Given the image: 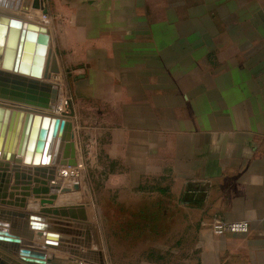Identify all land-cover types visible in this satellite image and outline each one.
<instances>
[{"label":"crops","instance_id":"obj_1","mask_svg":"<svg viewBox=\"0 0 264 264\" xmlns=\"http://www.w3.org/2000/svg\"><path fill=\"white\" fill-rule=\"evenodd\" d=\"M52 1L65 22L51 37L74 66L61 116L73 122L79 164L58 165L57 178L80 184L108 253L264 264V0ZM29 191L25 208H0L26 213L13 224L33 232L30 216L51 206ZM111 207L127 219L109 217ZM214 219L249 230L217 234ZM92 247L77 250L88 259L55 253V264H97L103 251Z\"/></svg>","mask_w":264,"mask_h":264},{"label":"water","instance_id":"obj_2","mask_svg":"<svg viewBox=\"0 0 264 264\" xmlns=\"http://www.w3.org/2000/svg\"><path fill=\"white\" fill-rule=\"evenodd\" d=\"M15 1L0 0V6L11 8ZM22 1L27 9L32 3V0H17L16 8ZM40 1L34 0L33 6L40 7ZM42 9L46 11L44 3ZM50 41L51 32L46 26L0 14V156L6 160L0 164V204L25 208L32 190L35 202L39 199L42 206H51L30 216L31 221L27 223L30 230L41 229L38 236L45 237L44 245L34 243V235L25 226L24 229L13 226L12 231L18 237L14 239L3 237L1 234L6 231L0 230V244H14L16 255L26 256L23 260L28 264H46L28 257L45 258L47 248L63 245L74 248L75 255L88 259L87 254L76 250L83 246L91 249L92 234L101 248L97 225L88 220L87 205L79 203L82 200L80 184L64 187L57 178L58 165L75 167L78 160L73 122L47 111L59 95V84L52 82L53 75L61 73L57 54L48 48ZM42 76L46 81L41 80ZM49 163L52 166L45 167ZM12 173L13 191L7 193ZM33 183L36 186L31 189L29 185ZM52 189L74 192L64 196L51 193ZM42 213L51 217H42ZM13 215L27 217L26 213L17 211ZM20 244L24 248L19 249ZM53 258L54 255L49 258V264H55ZM1 260L8 264L10 259L3 256Z\"/></svg>","mask_w":264,"mask_h":264},{"label":"rangeland","instance_id":"obj_3","mask_svg":"<svg viewBox=\"0 0 264 264\" xmlns=\"http://www.w3.org/2000/svg\"><path fill=\"white\" fill-rule=\"evenodd\" d=\"M44 2V9L46 11H43L42 9L39 11H21V14L18 13V15L20 14L22 17L27 18L29 20L33 19V21H39V22H43L44 24H46L50 31L52 33H57L58 30H62L61 28L63 27L64 24V17L61 16V14H59V12H61L59 10V6L56 4L55 1L52 0H43ZM39 9V8H38ZM37 19V20H36ZM59 40L56 38H52L51 40V49L54 53L57 54V57L59 59V64L61 67V73L58 75H53L52 78V82H55L57 84H59V87H61V89L63 88L66 90L67 86H66V82L68 80V76L69 73L72 72V68H74V66H70L68 65L65 60L64 57L61 53L60 47H59ZM70 66V67H68ZM67 91V90H66ZM67 97L69 98V104L67 107H70L71 104V96L69 93H67ZM67 109V108H66ZM65 110L60 111L58 115H62L63 113H65ZM89 193H86V196L89 197ZM85 196V199L87 198ZM89 198H87L88 200ZM90 200V199H89ZM95 204H96V199H93ZM112 208V207H111ZM106 214L109 215V217L111 218H116V219H127L128 216H126V214H124V212H122V209H118V208H112V210L108 211ZM129 219H133V218H129ZM98 226V225H97ZM120 226H122L120 223H114V224H110L109 227L112 229H114L113 231H120ZM138 225H134L135 230H138L139 226ZM164 227H168L169 225L164 223L163 224ZM177 230V231H183L185 229V223L177 221L173 224V230ZM132 233V232H130ZM116 241V240H115ZM137 243H139L136 240ZM100 244H101V250L103 251V264H143L145 261V264H150L151 262H149L148 260L144 259L145 257L143 255H141L140 253V248L136 247L135 249H133L134 253L127 255L124 254L122 255L120 252H118L117 250H115L113 256L111 254L108 253V249L106 246L105 241H103L102 239H100ZM92 246H95L96 249L98 248L97 242H96V238L91 239V248H93ZM84 247V246H83ZM143 251V250H141ZM186 254H175L172 253L170 255H166V256H162L161 257V261H159V264H181L184 263L182 260L185 257ZM90 264V263H89ZM97 264H101V262L97 263Z\"/></svg>","mask_w":264,"mask_h":264},{"label":"bare ground","instance_id":"obj_4","mask_svg":"<svg viewBox=\"0 0 264 264\" xmlns=\"http://www.w3.org/2000/svg\"><path fill=\"white\" fill-rule=\"evenodd\" d=\"M16 2H17V0L14 2V4L12 5V7L10 8V7H3V6H0V14H3V15H7V16H9L10 18H18V19H22V20H25V21H31V22H35V23H37V24H41V25H43V26H46L47 28H49L46 24H44L43 22H39V21H33V19H31V20H29V19H27V18H24V17H22L20 14H21V11H30V10H32V11H39V10H41L42 8H43V0H41L40 1V3L42 2V4H40V7H34L33 6V3H34V0H32V3H31V5L29 6V8L27 9V8H24L23 7V1L21 2V5H19V7L18 8H16ZM39 8V9H38ZM43 10V9H42ZM18 13H20L19 15H18ZM37 20V19H36ZM50 31V30H49ZM52 38V37H51ZM52 40V39H51ZM49 50L51 51V52H53L52 51V49H51V41H50V44H49ZM47 57H48V53H47ZM41 80H43V81H46L44 78H43V76L41 77ZM62 91H61V89L59 88V92L58 93H61ZM64 101H65V96H64V99L61 101V99H60V96L58 95V98H57V100H56V102L52 105V108H50L49 110H47L50 114H52V115H58L59 114V112H60V109L63 107V104H64ZM1 163H6V160H4L1 156H0V164ZM42 165V164H41ZM40 165V166H41ZM79 165V164H78ZM78 165L77 166H75V167H78ZM75 167H71V168H73V169H75ZM74 172V170H71V174L70 175H74L75 176V174H72ZM9 173V172H8ZM65 173V174H64ZM69 172L68 171H62L61 172V176H62V178H66L67 179V177H69V174H68ZM78 176V174L76 175V177ZM61 178V177H60ZM70 178V177H69ZM14 174L12 173L11 174V178H10V183L8 184V191H7V193H11L13 190H11V188H12V186L14 185ZM78 182V181H77ZM36 200V199H35ZM39 200H37V202H38ZM35 202V201H34ZM80 203V202H79ZM1 206H4V208L7 206V208L9 207V205H3V204H0ZM3 209V208H0V216H1V218H2V220H4V221H6L7 222V224H8V227H5L4 226V224L5 223H1L0 224V230L1 231H3V230H5L6 232H4L3 234H1V235H3V237H6V238H18L15 234H14V232L12 231L13 230V226L15 225V224H13L14 222H13V220H15V216L13 215V211L12 210H10V209ZM35 223H37V222H35ZM38 223H40V222H38ZM12 227V228H11ZM37 228V227H36ZM33 229V230H31V231H33L32 232V234L34 235L33 237H35V236H38V234H39V232H41V229ZM35 232H37L36 233V235H35ZM72 237V236H71ZM74 237H76V236H74ZM80 238V237H79ZM35 239L33 238V240L32 241H34ZM45 240V239H44ZM34 243H37V244H39V245H41L40 243H38V242H34ZM45 244V243H44ZM43 244V245H44ZM22 248H24V245L23 244H20V246H19V249H22ZM74 249V248H73ZM73 249H71L70 247H68V245L67 246H56V247H49V248H47L46 249V257L45 258H42V259H39V258H36V257H28V258H30V259H32L33 261H35V262H38L37 260H40V261H45V263L46 264H49L48 263V261H49V258L51 257V256H53V254H55V253H60V254H64V253H72L73 254V252L75 253V250H73ZM77 250H79V249H77ZM76 250V251H77ZM89 250H91V249H89ZM89 250H88V252H89ZM78 253H79V251H78ZM51 255V256H50ZM3 256L4 257H6V258H9L10 260L7 262L8 264H13V262L11 261V260H18V261H21L23 264H28V263H26L24 260H23V258L25 259V258H27L26 256H22V255H16V248H15V246H14V244H11V243H7L6 245H4V244H0V264H5L4 262H2V258H3ZM11 256H14V257H16V258H14V257H11ZM55 256V255H54ZM54 259V258H53Z\"/></svg>","mask_w":264,"mask_h":264},{"label":"built area","instance_id":"obj_5","mask_svg":"<svg viewBox=\"0 0 264 264\" xmlns=\"http://www.w3.org/2000/svg\"><path fill=\"white\" fill-rule=\"evenodd\" d=\"M59 96L61 97V101L64 99L65 96L63 107L60 109V111H63L68 108L67 106L69 104V98L67 97V94L63 91L59 93ZM72 174L77 175L78 173L73 172ZM212 230L217 234L229 232H247L249 230V223L246 221H224L221 219H214L212 222Z\"/></svg>","mask_w":264,"mask_h":264}]
</instances>
